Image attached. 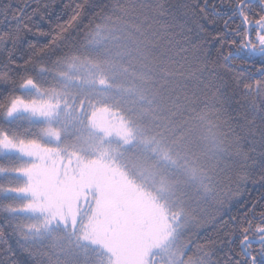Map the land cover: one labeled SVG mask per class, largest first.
<instances>
[{"label": "snow or ice", "instance_id": "1", "mask_svg": "<svg viewBox=\"0 0 264 264\" xmlns=\"http://www.w3.org/2000/svg\"><path fill=\"white\" fill-rule=\"evenodd\" d=\"M12 7L0 5L15 21L0 31V264H264V194L259 211L252 203L223 222L222 247L193 238L188 195L222 202L257 170L264 181V0H111L67 52L55 38L24 39L32 16ZM85 7L57 26L60 39ZM154 20L181 38V52V41L192 45L191 60L150 56ZM123 27L140 39L129 34L130 46L113 51ZM193 36L220 44L211 67ZM188 79L198 87L182 98ZM25 252L30 260L19 259Z\"/></svg>", "mask_w": 264, "mask_h": 264}, {"label": "trees", "instance_id": "2", "mask_svg": "<svg viewBox=\"0 0 264 264\" xmlns=\"http://www.w3.org/2000/svg\"><path fill=\"white\" fill-rule=\"evenodd\" d=\"M111 0H0V5L12 4V11L17 12L18 14H23L25 17L32 16V33H21L24 39H27L33 43H36L38 46H44L48 44L52 39H56L57 46L62 51H69V48L72 46H79L84 43V36L88 30L87 26L89 21L92 19L95 13L100 12L101 7L105 4H109ZM181 2V0H168V3L176 4ZM219 2V0H217ZM227 4L229 0H224ZM78 3H86L87 7L83 10L81 14L82 23L79 27H71L68 32L63 33L64 39H60L57 36L59 32L58 25L67 26L68 21L72 15V10ZM35 11V15L33 12ZM43 17V20L40 19ZM258 17L253 16L252 19ZM226 19V17H225ZM171 21H168L170 23ZM166 22L163 20H154L152 21L153 28L158 30L160 35L159 37L152 42V47L150 48V56L157 62L168 65L173 61L182 62L181 56L187 55L189 59H192L193 49L192 45L189 43H184L181 41L183 47L187 48L188 51L181 52L180 46L176 43L177 40H181L178 36L176 38L170 37L167 29L163 27ZM130 24H140L143 28L142 20H131ZM36 25H38L46 35L36 34ZM223 20L220 21V26L222 27ZM15 27V21L9 20L5 21L3 16H0V31H8ZM234 27V25H233ZM209 30L212 31V35L215 36V31L212 30V26H209ZM131 34L132 38L140 39L139 36L135 34L131 27H123L122 31L119 33L120 40L112 41L109 44V48L113 51L120 45H127V37ZM196 45L195 55L199 57L201 61L207 59L209 66L211 67V61H214L218 57V49H220V44L216 40H209L205 42L203 40L196 39L195 36L192 37ZM239 42V38H236ZM251 39H255V33H252ZM130 46V45H127ZM27 47L26 45L24 46ZM224 54H227L230 49L224 48ZM55 59V56L52 57ZM222 62V61H221ZM235 64H241L242 61L237 59L233 61ZM245 67H252L250 64H245ZM256 67H259V64H256ZM254 70V69H253ZM221 71L226 72L227 76L232 75L231 72H228L226 69H221ZM175 81L169 83L168 87L171 88L175 86ZM180 89L178 91L183 98V95L191 96L193 92L196 91L198 84L194 79H188L187 81H180ZM0 87H4L0 85ZM233 116L236 115V112L239 111V106L232 104L228 109ZM224 119H227V116H224ZM231 123V122H230ZM232 127H237L235 124H232ZM239 131V128H237ZM193 146H198V137L196 130L193 129L192 134ZM0 163H6L4 160H0ZM214 163V162H212ZM233 180L235 181V175H233ZM253 180L256 183H253ZM264 184V181H260L258 170L253 174V177L246 182H234L232 184L231 194L226 193L221 196L220 200L222 202H217L214 199H202L199 194L194 189H188L189 195V205L197 209V219L199 221L198 226L193 230V238H199L201 242L205 239H213L217 241V247H222L220 240H223V222L229 221L230 217H242L244 212L247 211L252 203H257L262 194H264V187L261 185ZM260 210V204L257 203V211ZM255 223V222H254ZM9 243L14 241L9 240ZM19 259L21 260H30L31 258L25 252L20 255Z\"/></svg>", "mask_w": 264, "mask_h": 264}, {"label": "rangeland", "instance_id": "3", "mask_svg": "<svg viewBox=\"0 0 264 264\" xmlns=\"http://www.w3.org/2000/svg\"><path fill=\"white\" fill-rule=\"evenodd\" d=\"M197 137H198V135H197Z\"/></svg>", "mask_w": 264, "mask_h": 264}]
</instances>
